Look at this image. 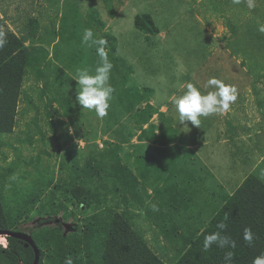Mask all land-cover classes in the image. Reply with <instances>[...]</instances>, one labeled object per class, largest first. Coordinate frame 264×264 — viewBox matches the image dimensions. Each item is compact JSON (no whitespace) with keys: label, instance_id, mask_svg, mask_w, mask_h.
I'll return each instance as SVG.
<instances>
[{"label":"rangeland","instance_id":"374dc122","mask_svg":"<svg viewBox=\"0 0 264 264\" xmlns=\"http://www.w3.org/2000/svg\"><path fill=\"white\" fill-rule=\"evenodd\" d=\"M254 5L249 9L247 0L239 4L232 0H0V29L4 33L11 32L26 39L27 23L35 18L39 26L34 38L26 40L25 44H43L52 63H59L53 56L54 51L69 55L61 65L72 78L64 92L74 104L69 117L62 113V101L52 100L51 109L46 108L45 102L55 95L54 78L36 81L29 68L24 70L13 125L0 135V173L4 175L0 191L9 209L19 206V197L31 190L33 181L51 177L53 185L58 177L66 178L72 159L82 162L84 149L95 153L106 148L105 141L120 144L119 162L140 180L136 157L144 154V162L148 155L158 157L162 146L137 140L139 128L117 95L124 96V90L132 85L153 89L149 103L164 112L165 118L169 116L180 130L187 131L191 130V123L185 122L187 127L179 124L173 101L184 94L188 82L207 94L216 90L208 86V80L219 79L237 89V100L227 112L210 115L215 118L212 122L222 139L206 142L204 138L191 144L192 137H189L186 145H181L178 159L170 168L171 174L150 175L141 181L139 184L147 193L141 196L144 202L128 209L127 219L131 225L141 231L163 261L172 264L177 258L175 252L179 243L158 232L156 227L161 218L165 219L167 228L176 223L183 232L193 227L199 232L247 174H256L264 181V38L258 45L247 36L264 37V32L259 30L264 26V0H254ZM90 8L99 12L102 28L85 24ZM142 14L151 16L157 33L147 34L135 28L133 19ZM85 29H92L95 38L107 41L104 51L113 67L122 61L132 68L127 81L121 83L119 72L112 67L109 83L115 91L108 114L103 118L83 109L76 101L77 71L86 68L94 74L100 63L96 46L82 43ZM106 35L114 39L112 48ZM73 52L75 63L69 60ZM41 89L43 94H40ZM61 97L63 95L58 96L59 100ZM142 105L143 102L136 107ZM52 111L55 114L49 116ZM152 120L157 122L156 114ZM122 131L133 132L129 141L119 142ZM179 143L180 140H176V144ZM165 153L161 156L163 162ZM93 171L97 182L102 171L98 174L96 169ZM102 182L108 188L104 192L117 202L116 209L122 211L120 185L113 187ZM170 183L175 184L177 201L169 200ZM46 196L44 191L39 199L43 203L42 214L37 215L33 210L21 215L25 221L22 226L27 228L20 231L32 236L31 230L40 241L47 238L48 231L56 225L48 214ZM154 203L160 204L162 217L145 213V207ZM91 207L81 210L75 201L67 202L66 209L54 215L64 223L60 231L68 233L67 225L73 223L82 229L94 212L93 205ZM0 246L3 247L1 243ZM45 261L43 258L42 263Z\"/></svg>","mask_w":264,"mask_h":264},{"label":"trees","instance_id":"16d2710c","mask_svg":"<svg viewBox=\"0 0 264 264\" xmlns=\"http://www.w3.org/2000/svg\"><path fill=\"white\" fill-rule=\"evenodd\" d=\"M98 18L99 12L90 8L85 24L90 28H102L103 24ZM133 20V25L139 31L147 32V34L158 32L149 14L136 15ZM27 26L26 39L11 32L5 33L7 43L0 49V135L7 133L13 125L16 102L26 68L34 74L36 81L54 78L53 94L55 95L45 102L46 108L51 109L52 100L62 101L64 106L62 113L65 117H69L74 106L72 98L64 92V87L68 86L72 78L61 65L64 58H68L69 55L61 54L60 50L54 51L53 56L59 63H52L47 58V49L43 44H25L26 40L33 39L35 36V30L39 26L37 19H29ZM247 36L258 45L262 44L264 38L263 35L249 34ZM106 38L112 48L114 39L110 35H106ZM57 46H55L56 49ZM111 51L114 52V49ZM75 53L73 52L69 58L74 63L76 58L73 59L72 56L74 57ZM124 63L120 61L119 66L113 67L116 73L119 72L117 76L121 83L127 81L132 71V68ZM40 92L43 94V89ZM123 93L124 96L117 95V98L124 108L129 110L134 124L139 128L137 140H147L162 146L158 157L148 155L146 162H144V154L136 157L139 163L137 167L140 180L119 162L117 152L120 144L112 145L110 141H105L106 148L95 153L84 149L82 162L72 159L66 178L58 177L53 185L51 177L47 179L39 177V180L33 181L31 190L24 197H19L18 200H21V203L16 209H9L0 191V232L25 230L27 227L22 226L25 221L21 219V215L33 210L37 215L42 214L43 203H40L39 199L44 191L47 192L45 203L49 209L48 214L56 225L48 231L47 238L41 241L35 232L29 230L39 249L38 264H167L152 250L142 237L141 231L133 227L127 219L130 215L129 207L135 203L142 204L144 199L141 196L147 195L144 186L139 183L148 179L150 175L153 177H160L164 173L170 175L172 171L170 168L178 159L181 145L185 146L189 137H192L190 141L192 144L193 141L199 143L204 138L206 142L213 138L220 141L222 135L213 125L212 120L215 118L210 116L200 117L199 128L191 125V130H180L178 126L171 123L169 116L165 118L164 112L149 103V97L153 95V89L149 87L144 86L139 89L132 85ZM59 95H63L61 100L58 98ZM141 102H143L142 107H136ZM50 114L55 113L52 111L48 113L49 116ZM153 114L157 115L158 123L153 122ZM144 125L145 127H142ZM132 135L131 131L126 133L122 131L119 142L129 141ZM176 140H180V145L176 144ZM164 152H166L165 162L161 160ZM60 167L63 168L62 163ZM94 169L97 174L102 171L97 182L94 181ZM3 176V173H0V181ZM102 180L113 187L120 185L118 189L121 192L120 200L124 204L122 211L119 212L116 209L117 202H113L112 197H108L104 192L108 188ZM155 193H157L156 190ZM170 194L169 200H178L175 184H171ZM72 201H75L81 210L91 209L93 205L94 212L87 218L89 221L83 223L82 229L75 223L65 224L69 228V232L65 233L60 231L64 225L63 221L55 219L54 215L55 212L66 209L67 202ZM153 205L156 206V210L153 209ZM145 213L148 216L157 213L162 217L160 204L147 205ZM164 222L165 219L161 218L159 226L156 227L158 232L164 236L173 237L179 243L175 252L177 258L172 264H225L224 256L228 251L233 252L231 264H253L257 257L264 256V181L256 174H247L237 188L225 197L222 205L215 210L199 232L194 227L183 232L178 229L176 223L167 228ZM219 223L227 225L222 235L231 237L236 242V247L221 249L213 245L204 251L205 236L218 231ZM245 228H250L254 234L251 245L243 240ZM5 238L7 248L0 246V264H31L33 262L34 252L29 245L25 246L23 241L12 236H5ZM43 258L46 259L44 263H42Z\"/></svg>","mask_w":264,"mask_h":264},{"label":"clouds","instance_id":"9594fccd","mask_svg":"<svg viewBox=\"0 0 264 264\" xmlns=\"http://www.w3.org/2000/svg\"><path fill=\"white\" fill-rule=\"evenodd\" d=\"M232 2L239 4L241 0H232ZM247 6L249 9H252L255 6L254 0H247ZM259 30L264 32V26ZM6 43L5 33L0 29V49ZM82 43L90 47L96 46L97 54L100 56V63L95 68L94 74H90L86 68L77 71V75L74 78L77 85H79V89L76 91V101L83 109L94 111L98 118H103L108 114V109L110 108L109 102L115 91L109 83L113 65L108 60L107 54L104 51L107 41L103 38H95L92 29H85L82 36ZM207 83L209 87H214L216 90L203 94L193 83L188 82L184 94L175 98L173 103L178 113L179 124H184V127H187L185 122H190L191 125L199 128L201 123L200 117H208L213 114L227 112L231 104L237 100V89L235 86L226 85L223 81L216 78L209 79ZM153 209L156 210L155 205H153ZM226 227L227 225L225 223H219L217 225L218 231L205 236L203 242L204 251H207L213 245L221 249L236 247V242L231 237L222 235V231ZM5 236L7 235L3 234L4 243H1L3 248H7ZM31 238L33 239L32 236ZM243 240L248 245L253 243L254 234L250 228L244 229ZM232 258L233 252H226L224 256L225 264H231ZM253 264H264V256L257 257Z\"/></svg>","mask_w":264,"mask_h":264},{"label":"water","instance_id":"95a60500","mask_svg":"<svg viewBox=\"0 0 264 264\" xmlns=\"http://www.w3.org/2000/svg\"><path fill=\"white\" fill-rule=\"evenodd\" d=\"M0 234H5L7 236L15 237V238L23 241L25 246L29 245L33 249V252H34V259H33V262L31 264H37L38 263V261H39V249L37 248L36 244L34 243V241L30 235H28L25 232L13 231V230H5V231L0 232Z\"/></svg>","mask_w":264,"mask_h":264},{"label":"bare ground","instance_id":"6f19581e","mask_svg":"<svg viewBox=\"0 0 264 264\" xmlns=\"http://www.w3.org/2000/svg\"><path fill=\"white\" fill-rule=\"evenodd\" d=\"M1 238H0V243H4V238L2 237V236H0Z\"/></svg>","mask_w":264,"mask_h":264}]
</instances>
